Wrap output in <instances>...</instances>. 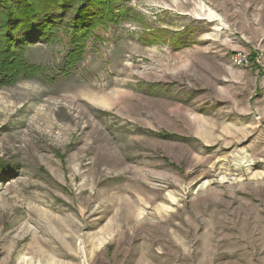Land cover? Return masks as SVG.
Wrapping results in <instances>:
<instances>
[{"label":"rangeland","instance_id":"374dc122","mask_svg":"<svg viewBox=\"0 0 264 264\" xmlns=\"http://www.w3.org/2000/svg\"><path fill=\"white\" fill-rule=\"evenodd\" d=\"M115 1L0 87V264H264V0Z\"/></svg>","mask_w":264,"mask_h":264},{"label":"trees","instance_id":"16d2710c","mask_svg":"<svg viewBox=\"0 0 264 264\" xmlns=\"http://www.w3.org/2000/svg\"><path fill=\"white\" fill-rule=\"evenodd\" d=\"M117 3L115 0H0V87L39 76L53 79L45 75L43 66L26 59L28 46L37 41L54 45L64 38L67 40L69 50L61 75L69 78L84 59L89 43L102 40V31L119 26L128 17L129 13L119 9Z\"/></svg>","mask_w":264,"mask_h":264},{"label":"built area","instance_id":"2783aa9c","mask_svg":"<svg viewBox=\"0 0 264 264\" xmlns=\"http://www.w3.org/2000/svg\"><path fill=\"white\" fill-rule=\"evenodd\" d=\"M233 62L234 64H237V65H243L244 63L247 62L245 56H243L242 54H238L236 55L234 58H233Z\"/></svg>","mask_w":264,"mask_h":264}]
</instances>
